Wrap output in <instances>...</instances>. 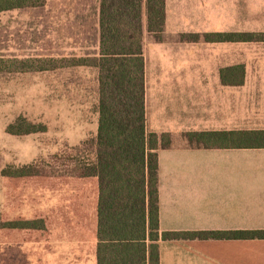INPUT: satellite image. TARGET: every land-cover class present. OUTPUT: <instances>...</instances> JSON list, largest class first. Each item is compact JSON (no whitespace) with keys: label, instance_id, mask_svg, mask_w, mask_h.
I'll return each mask as SVG.
<instances>
[{"label":"crops","instance_id":"obj_1","mask_svg":"<svg viewBox=\"0 0 264 264\" xmlns=\"http://www.w3.org/2000/svg\"><path fill=\"white\" fill-rule=\"evenodd\" d=\"M98 8L99 0V36ZM210 34H264V0H165L158 42L144 15L146 128L171 139L157 152L161 232L264 230V148H190L184 139L189 132L264 130V42H205ZM236 66L244 68L242 84L223 85L220 71ZM94 205L95 196L91 212ZM158 246L159 264H264V240Z\"/></svg>","mask_w":264,"mask_h":264},{"label":"rangeland","instance_id":"obj_2","mask_svg":"<svg viewBox=\"0 0 264 264\" xmlns=\"http://www.w3.org/2000/svg\"><path fill=\"white\" fill-rule=\"evenodd\" d=\"M41 1L40 7L0 12V59L97 55V0ZM97 100L92 67L0 72V223L24 218L45 225L32 235L0 231L1 264L13 255L12 264H93L96 187L80 173L94 161ZM19 116L45 131L7 134ZM10 169L30 176L8 177Z\"/></svg>","mask_w":264,"mask_h":264},{"label":"trees","instance_id":"obj_3","mask_svg":"<svg viewBox=\"0 0 264 264\" xmlns=\"http://www.w3.org/2000/svg\"><path fill=\"white\" fill-rule=\"evenodd\" d=\"M41 0H0V12L42 6ZM154 41L161 40L165 0H99L98 53L94 57L0 59V72H40L69 67L97 70L98 100L94 161L80 176L95 182L93 225L96 264H159V241L264 240V230L161 232L158 220V150L168 149V134L147 131L143 58V23ZM205 42H264V34L204 36ZM244 68L220 71L221 83L240 86ZM237 76L238 82H229ZM44 125L17 117L5 132L23 136L45 131ZM190 148H264L263 131L189 132ZM8 177L30 176L24 169ZM43 220L14 218L0 223L7 235L38 234ZM16 256L6 259V264ZM0 259V264H1Z\"/></svg>","mask_w":264,"mask_h":264}]
</instances>
